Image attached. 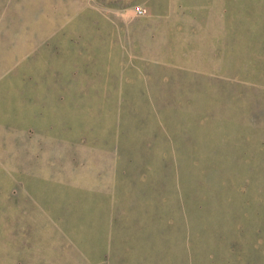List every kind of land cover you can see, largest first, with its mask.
I'll return each instance as SVG.
<instances>
[{
	"label": "rangeland",
	"instance_id": "obj_1",
	"mask_svg": "<svg viewBox=\"0 0 264 264\" xmlns=\"http://www.w3.org/2000/svg\"><path fill=\"white\" fill-rule=\"evenodd\" d=\"M0 264H264V0H0Z\"/></svg>",
	"mask_w": 264,
	"mask_h": 264
},
{
	"label": "built area",
	"instance_id": "obj_2",
	"mask_svg": "<svg viewBox=\"0 0 264 264\" xmlns=\"http://www.w3.org/2000/svg\"><path fill=\"white\" fill-rule=\"evenodd\" d=\"M138 12H139V13H142L143 11H142L141 9H138Z\"/></svg>",
	"mask_w": 264,
	"mask_h": 264
}]
</instances>
